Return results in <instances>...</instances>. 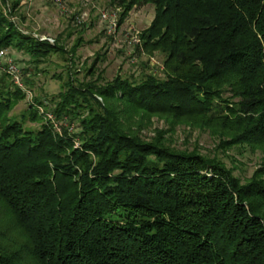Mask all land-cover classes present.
Segmentation results:
<instances>
[{
    "label": "trees",
    "instance_id": "trees-1",
    "mask_svg": "<svg viewBox=\"0 0 264 264\" xmlns=\"http://www.w3.org/2000/svg\"><path fill=\"white\" fill-rule=\"evenodd\" d=\"M111 4L119 27L154 6L137 48L164 57L163 77L78 83L70 69L81 38L68 52L27 34L11 20L23 0H0V51L27 55L36 71L72 54L49 100L61 132L32 106L10 116L26 96L0 70V264H264V164L243 181L219 156L264 152V0ZM153 117L171 132H209L215 155L178 150L167 131L145 140L133 125Z\"/></svg>",
    "mask_w": 264,
    "mask_h": 264
},
{
    "label": "rangeland",
    "instance_id": "rangeland-1",
    "mask_svg": "<svg viewBox=\"0 0 264 264\" xmlns=\"http://www.w3.org/2000/svg\"><path fill=\"white\" fill-rule=\"evenodd\" d=\"M7 12V8H6ZM121 9L115 8L111 0H64L59 6L57 0H23V6L17 16L11 18L27 34H32L41 40L51 39L52 44L59 40L68 52H71L78 40L82 44L74 55V66L71 68L69 59L72 54H52L51 57L36 71L33 64H29V57L22 53L6 50L22 69V87L14 83L13 87L23 91L24 101L17 104L10 116L22 120L30 106L43 117L44 122L54 125L58 132L62 131L53 111L54 106L49 102L53 96L57 97L61 91V84L69 78L68 72L73 73L75 81L87 84L98 76L103 81H111L121 74L128 77L133 73H151L163 77L164 57L160 54L149 57L140 47V32L150 26L155 17L153 5H142L135 8L125 23L116 31L110 33L108 21L103 15L114 16L119 20ZM72 18L75 20L72 21ZM51 43V41H50ZM97 57H101L97 64V73L90 76L85 71L91 67ZM30 68V71L26 69ZM57 76H61L58 79ZM30 79V80H29ZM28 81L29 83L27 84ZM101 82V83H102ZM100 83V84H101ZM43 101L39 104L35 100ZM102 100V99H100ZM26 128L38 129L39 124L26 120ZM73 127H70V130ZM133 128L145 140L154 138L158 131H167L165 134L169 145L178 150L198 149L201 153L214 156L217 139L209 132L191 128L186 125L178 126L170 131V125L163 119L153 117L141 126L134 124ZM220 158L228 168L235 169L234 174L243 181L264 164V152L252 151L248 147L234 148L222 153Z\"/></svg>",
    "mask_w": 264,
    "mask_h": 264
},
{
    "label": "built area",
    "instance_id": "built-area-1",
    "mask_svg": "<svg viewBox=\"0 0 264 264\" xmlns=\"http://www.w3.org/2000/svg\"><path fill=\"white\" fill-rule=\"evenodd\" d=\"M63 3L64 0H57V4L59 6L63 5ZM103 20L108 21L109 23V29L107 31H109L110 33L116 31V28L118 26V20L116 17L104 14ZM46 40L49 42L51 41V43L53 42V40L51 39ZM8 56L9 54H6V50L0 51V70L6 72L11 77V79H13L16 85L22 87V68L11 57Z\"/></svg>",
    "mask_w": 264,
    "mask_h": 264
}]
</instances>
